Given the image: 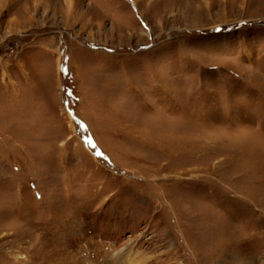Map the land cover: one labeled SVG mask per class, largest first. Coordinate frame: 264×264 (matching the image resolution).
<instances>
[{"label": "rangeland", "instance_id": "rangeland-1", "mask_svg": "<svg viewBox=\"0 0 264 264\" xmlns=\"http://www.w3.org/2000/svg\"><path fill=\"white\" fill-rule=\"evenodd\" d=\"M0 264H264V0H0Z\"/></svg>", "mask_w": 264, "mask_h": 264}]
</instances>
